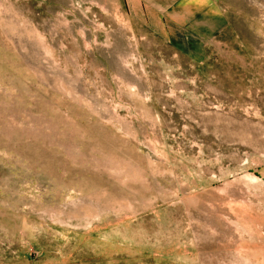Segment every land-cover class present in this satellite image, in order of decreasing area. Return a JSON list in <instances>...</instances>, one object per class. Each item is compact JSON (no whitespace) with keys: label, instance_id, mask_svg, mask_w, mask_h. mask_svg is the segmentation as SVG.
Instances as JSON below:
<instances>
[{"label":"rangeland","instance_id":"obj_1","mask_svg":"<svg viewBox=\"0 0 264 264\" xmlns=\"http://www.w3.org/2000/svg\"><path fill=\"white\" fill-rule=\"evenodd\" d=\"M204 59L123 0H0V264H264V0Z\"/></svg>","mask_w":264,"mask_h":264},{"label":"crops","instance_id":"obj_2","mask_svg":"<svg viewBox=\"0 0 264 264\" xmlns=\"http://www.w3.org/2000/svg\"><path fill=\"white\" fill-rule=\"evenodd\" d=\"M123 1L132 20L197 60L227 26L221 0Z\"/></svg>","mask_w":264,"mask_h":264}]
</instances>
